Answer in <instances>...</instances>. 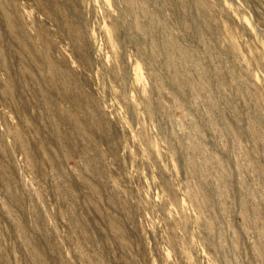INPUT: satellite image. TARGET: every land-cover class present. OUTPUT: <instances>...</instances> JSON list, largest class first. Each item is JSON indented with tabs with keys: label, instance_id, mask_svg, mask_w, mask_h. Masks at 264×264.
I'll list each match as a JSON object with an SVG mask.
<instances>
[{
	"label": "rangeland",
	"instance_id": "rangeland-1",
	"mask_svg": "<svg viewBox=\"0 0 264 264\" xmlns=\"http://www.w3.org/2000/svg\"><path fill=\"white\" fill-rule=\"evenodd\" d=\"M0 264H264V0H0Z\"/></svg>",
	"mask_w": 264,
	"mask_h": 264
}]
</instances>
